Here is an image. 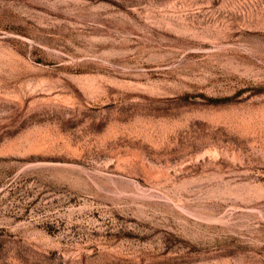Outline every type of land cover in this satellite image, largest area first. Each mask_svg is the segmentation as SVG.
Returning <instances> with one entry per match:
<instances>
[{
  "label": "rangeland",
  "instance_id": "rangeland-1",
  "mask_svg": "<svg viewBox=\"0 0 264 264\" xmlns=\"http://www.w3.org/2000/svg\"><path fill=\"white\" fill-rule=\"evenodd\" d=\"M0 264H264V0H0Z\"/></svg>",
  "mask_w": 264,
  "mask_h": 264
}]
</instances>
